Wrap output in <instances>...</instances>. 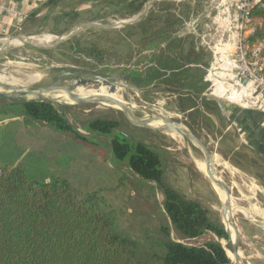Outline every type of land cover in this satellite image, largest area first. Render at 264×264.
Wrapping results in <instances>:
<instances>
[{
	"label": "rangeland",
	"instance_id": "rangeland-1",
	"mask_svg": "<svg viewBox=\"0 0 264 264\" xmlns=\"http://www.w3.org/2000/svg\"><path fill=\"white\" fill-rule=\"evenodd\" d=\"M211 1L215 5L219 0H199L194 7L184 1L179 2L182 5L180 16H173L171 20L147 13L127 29L84 27L52 49L41 50L20 42L11 44L0 53V74L4 76V84L15 88L47 86L58 74L68 70L112 76V84L118 87L121 98L129 104L134 103L133 114L136 117L150 118L152 114H164L193 133L207 148L214 172L225 182L231 195L230 220L238 231L236 246L240 252L236 264H264V223L261 224L262 219L257 213L250 217L245 212L256 206L264 215V158L257 156L244 138L242 140L233 123L228 126L232 122L230 109L233 106L210 94L209 84L204 80L212 59L209 49L202 44L196 51L206 65L196 66L189 73L190 88L200 89L195 92L196 95L193 94V98H178L170 91H159L152 84L138 86L129 79L133 72L144 74L154 64L162 43V36L159 39V35L153 32L158 24L169 22L171 28H166L169 34H174L177 29L184 30L183 26L191 20V10L199 12ZM163 7L174 9L176 4L169 3ZM47 8V12L46 8L33 12L25 23L22 21L19 30L0 31V47L7 38L32 35H50L52 40L48 44H52L59 35L78 23H113L133 18L141 10L139 5L128 7L117 15L113 9H101L95 13L86 10L85 6L79 11L67 9L60 14H51L52 5ZM215 12L213 8L204 18L206 25L195 27L198 40L200 36L207 39L212 33ZM257 31L260 37L264 29L262 27ZM186 37V46L195 43L192 34L187 33ZM36 73L40 78L29 81L28 77ZM198 76L201 79L198 80ZM72 81L73 78L66 76L60 85L64 88ZM80 85L92 88L102 84L92 81L70 85L75 97L88 99L73 92ZM30 100L40 98L29 95L0 98V170L3 167H21L30 179L38 183L55 178L65 179L78 194L93 196L98 205L111 215L117 227L139 242L141 246L137 256L146 264H161L154 252L160 254L164 243L170 240L196 245L215 240L228 248L233 257V246L227 235L226 238H218L211 232H205L192 239L178 235L164 212L159 186L140 178L126 163L114 162L109 135L95 133L88 125L95 118L116 120L120 131L157 152L164 181L169 186L182 197L201 204L212 221L226 227L222 220L221 189L203 172L206 167L204 154L197 145L166 129L135 125L121 108L100 101L70 103L46 98L85 141L70 131L22 115L18 105ZM163 227H167L168 233ZM226 229L228 231V225Z\"/></svg>",
	"mask_w": 264,
	"mask_h": 264
},
{
	"label": "trees",
	"instance_id": "trees-1",
	"mask_svg": "<svg viewBox=\"0 0 264 264\" xmlns=\"http://www.w3.org/2000/svg\"><path fill=\"white\" fill-rule=\"evenodd\" d=\"M165 4L169 3L158 4L148 13L171 20L172 9ZM256 12L264 22V0ZM166 28H171L169 22L153 29L163 44L154 64L144 74L133 72L129 79L138 86L152 84L178 98H193L200 89L190 88L189 73L206 65L196 53L201 45L195 50L193 43L186 46L187 37L169 39ZM18 106L22 115L85 140L49 101L30 100ZM88 126L95 133L109 135L114 162L126 163L140 178L159 186L164 212L178 235L192 239L211 232L226 238L223 226L212 221L201 204L182 197L164 181L160 158L150 146L120 131L116 120L95 118ZM139 246L93 196L78 194L65 179L38 183L21 167L0 170V264H146L137 256ZM154 254L161 264H231V257L215 240L200 245L170 240L160 254Z\"/></svg>",
	"mask_w": 264,
	"mask_h": 264
},
{
	"label": "built area",
	"instance_id": "built-area-1",
	"mask_svg": "<svg viewBox=\"0 0 264 264\" xmlns=\"http://www.w3.org/2000/svg\"><path fill=\"white\" fill-rule=\"evenodd\" d=\"M262 3L263 0H219L212 16L214 29L207 39L200 36L198 42L212 54L204 75L210 94L235 107L264 113V31L257 36L264 22L256 12ZM11 13L16 22L10 20L8 24L19 30L27 14Z\"/></svg>",
	"mask_w": 264,
	"mask_h": 264
},
{
	"label": "crops",
	"instance_id": "crops-1",
	"mask_svg": "<svg viewBox=\"0 0 264 264\" xmlns=\"http://www.w3.org/2000/svg\"><path fill=\"white\" fill-rule=\"evenodd\" d=\"M147 1L148 0H0V31H2L3 29H13V27L8 24V21L16 20V17L11 13L12 11L25 12L27 14V17L24 19L25 23L27 18L33 12H37L45 8V12H47V10H49L47 7L51 5V14H60L67 9L79 11V8L86 6V10H91L95 13L98 11L100 12L101 9H113V13L118 15L120 14V11H125L128 7H134L138 5L140 6L139 9H141V12ZM164 2L176 4V7L172 9L171 12L173 16L179 18L182 6L181 4H179V2H183L186 5L189 4L194 7L199 2V0H160L155 2L151 6V8L155 10L159 6L158 4H162ZM212 5L213 3L211 1L209 2L207 7L204 5L199 12H196L194 11V9H192L190 17L191 20H189V22H187V24L183 26L184 30L179 28L180 30L178 31L177 29L174 34L170 33L169 39L180 37L184 38L186 37L187 33L192 34L195 40V43H193L192 45L194 46L193 48L196 50L197 46L200 45V43L198 42V37L196 35L197 31L195 30V27H203L204 25H206L204 24V18L209 14V11L215 8V5ZM109 15L115 16L114 14ZM193 29L195 30V32L193 31ZM160 44L161 45L157 52L163 47V44ZM230 110L232 111V122L228 126L234 124L237 127L239 134H241L242 140L244 138L248 146L253 150L254 153L257 154V156H261L264 158V113L255 109H241L238 107L236 108L235 106H233Z\"/></svg>",
	"mask_w": 264,
	"mask_h": 264
},
{
	"label": "water",
	"instance_id": "water-1",
	"mask_svg": "<svg viewBox=\"0 0 264 264\" xmlns=\"http://www.w3.org/2000/svg\"><path fill=\"white\" fill-rule=\"evenodd\" d=\"M157 1H160V0H148L146 2L145 6L143 7L142 11L130 19L119 20V21H115L113 23H105V24H101V23L96 22V21H86V22L78 23V24L72 26L70 29L66 30L63 34L59 35L52 44L33 45V44L27 42L25 40L24 36H16V37L7 38L4 41V43L2 44V46L0 47V52H3L9 48L12 39H18L22 44L29 45V46H32V47H35V48H38L41 50H46V49H52L54 47H57L59 44L68 40L69 38H71L73 35H75L79 30L83 29L84 27H89V28L90 27H99V28H125V27H129V26H132V25L136 24L137 22H139L147 14V12L151 8V6ZM169 1H180V0H169ZM66 76L73 78V81H72L73 83H78V82L86 83V82L94 81L95 83H99V84L108 86V89L110 92L116 90V86L114 84H112V80L114 79V77H112V76H102L100 74L90 73V72H88V73L87 72L77 73V72H74V70H68V71H65V72L58 74L57 79H55L51 84H49L47 86H44V87L31 86V87H27V88L18 87V88H14L11 91H7V92L6 91L5 92L0 91V98H3V97L4 98H19V97L29 95L30 93H33V92L38 91V90L53 91L55 89H61L62 86L60 85V82H61L62 78L66 77ZM70 95H72V97L74 98V101L77 103L94 101V100L89 99V98L88 99L77 98L73 95L72 92H70ZM105 99L109 103H116V104L121 106L120 101L117 99H114L113 97L105 96ZM40 100L48 101V100L43 99V98ZM220 107L222 109L221 105H220ZM121 109H122L123 113L125 114V116L130 120L132 115H133L131 110H129V108H127V107H121ZM150 119L162 122V125H161L162 127L166 128L168 131H172L174 133L181 135L185 139L190 140L192 143L197 145L202 150V152L204 154V161L206 164V169H207V172H206L207 177L213 182L214 185H216L222 191H224V193L226 195V198L223 200V203H222L221 211H222V220H224L226 223H228L227 215L231 211V202H230L231 195H230L229 189H228L227 185L225 184V182L222 181L218 177L216 171H215V173H213V171H212L213 169L211 167V156H210L207 148L205 147V145L201 142V140L197 136H195L193 133H190L187 129L183 128L182 126H180L175 121H173L172 119H170L169 117H167L165 115L152 114ZM135 125L139 126V124H135ZM144 127L150 128L147 126H144ZM224 226H225V224H224ZM234 228H235V226H234ZM223 229H224L226 235L228 236V231L226 230V227H223ZM235 233H236V239L235 240L237 241L238 231L236 228H235ZM232 254H233V258L237 262L238 256H239L238 245L236 247L234 246V248L232 249Z\"/></svg>",
	"mask_w": 264,
	"mask_h": 264
},
{
	"label": "bare ground",
	"instance_id": "bare-ground-1",
	"mask_svg": "<svg viewBox=\"0 0 264 264\" xmlns=\"http://www.w3.org/2000/svg\"><path fill=\"white\" fill-rule=\"evenodd\" d=\"M45 34V33H44ZM42 35V34H41ZM55 39V38H54ZM25 40L33 45H39V44H48L50 42V40H52V36L50 35H42V36H25ZM17 42H20L18 39H12L11 41V44H15ZM21 43V42H20ZM10 44V45H11ZM1 53V52H0ZM14 56V55H13ZM20 57V56H19ZM9 58V57H8ZM24 58V57H23ZM42 59V58H41ZM14 61V60H13ZM26 61V60H25ZM38 61V60H36ZM22 62H24L22 60ZM28 62V61H27ZM29 63V62H28ZM10 64V63H9ZM14 64V63H13ZM20 65V64H18ZM55 65V64H54ZM57 65V64H56ZM23 69V68H22ZM24 71V70H23ZM8 72V71H7ZM29 72V71H28ZM40 74V73H39ZM7 75V74H6ZM26 78V77H25ZM40 78V75H38L36 73V75H30L28 77V80L29 81H33V80H37ZM23 79V78H22ZM55 79H57V76L55 77ZM11 80V79H10ZM4 82V76L0 74V90L3 89L5 90L6 92L7 91H11L12 89H14L15 87L14 86H11V85H7L3 83ZM71 84H75V83H68L65 85L64 88H62L61 90L57 91L56 89L53 90V91H45V90H38V91H35L33 93H30L29 96L30 97H38L40 99H46V98H54L57 102L59 101H64V102H72L74 101V98L72 97V95H70V92H71V88H70V85ZM101 85V84H100ZM85 86V85H84ZM96 87H92V88H85V87H82L80 85V87H77L75 88L76 90L73 91L75 93V95H78V96H82V97H87L89 99H92V100H95V101H100L102 102L103 104H106V105H112L114 107H117V108H121V107H127L129 108V110H131L132 114H133V108H134V103L133 104H129L128 102H126L125 100H123L120 96V91H118V87L116 86V90L115 91H109L108 88L104 87V86H99V85H95ZM17 87V85H16ZM69 90V91H68ZM74 90V89H72ZM4 91V92H5ZM105 96H110V97H113L114 99H117L120 101L121 103V106L116 104V103H109L106 101L105 99ZM221 96V95H220ZM29 98V97H28ZM225 99V97H223ZM226 98H229V97H226ZM66 100V101H65ZM70 102V103H71ZM96 104V103H95ZM158 107V106H157ZM111 108V107H110ZM137 108V107H136ZM137 111V110H136ZM139 111V110H138ZM146 111H149L148 109ZM159 111V110H158ZM166 111V110H165ZM164 111V112H165ZM85 113V112H84ZM157 114V113H156ZM174 114V113H173ZM164 115V114H163ZM177 115V114H176ZM134 124H139V126H147V127H150V129H157V130H163V129H166L164 127H162L161 123L159 121H157V123H155L156 121L148 118V117H143V118H139V117H136L134 114L132 115L131 119H130ZM167 130V129H166ZM172 134H174V132H172ZM177 134V133H176ZM178 135V134H177ZM179 136V135H178ZM216 159V158H215ZM205 162V161H204ZM217 162V161H215ZM219 164V163H218ZM206 166V165H205ZM211 167L213 169V166H212V159H211ZM215 169V168H214ZM213 173L214 170H212ZM203 172L206 174L207 172V169L205 167V169L203 170ZM216 175V174H215ZM222 193H221V197L223 198V200L226 198V195L224 193V191L220 190ZM252 210H249V211H245L246 214L250 217H253L255 213H257L260 217H261V224L264 223V215L258 210V208L255 206H252ZM243 211V210H242ZM256 216V215H255ZM227 219H228V223L225 222V225H226V228H227V225H228V237H230V243L231 245L236 247V233H235V228H234V224L231 222L230 220V212L228 213L227 215ZM224 222V220H223ZM263 227H264V224H263ZM227 230V229H226ZM238 239V238H237ZM224 245V244H223ZM224 247V246H223ZM225 252L226 254L228 255V257H231L230 260V263L231 264H236L235 262V259L232 257L231 255V252L228 250V248H225ZM240 254V252H239ZM241 256V255H240Z\"/></svg>",
	"mask_w": 264,
	"mask_h": 264
}]
</instances>
